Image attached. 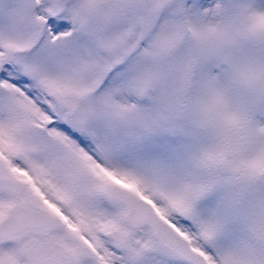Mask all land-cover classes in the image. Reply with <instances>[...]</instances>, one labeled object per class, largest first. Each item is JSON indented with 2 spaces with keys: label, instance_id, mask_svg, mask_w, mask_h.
Returning <instances> with one entry per match:
<instances>
[{
  "label": "snow or ice",
  "instance_id": "1",
  "mask_svg": "<svg viewBox=\"0 0 264 264\" xmlns=\"http://www.w3.org/2000/svg\"><path fill=\"white\" fill-rule=\"evenodd\" d=\"M0 264H264V0H0Z\"/></svg>",
  "mask_w": 264,
  "mask_h": 264
}]
</instances>
